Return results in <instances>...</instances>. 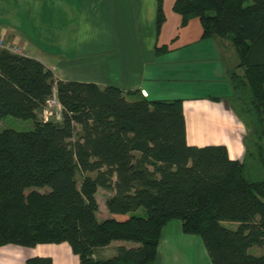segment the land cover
I'll list each match as a JSON object with an SVG mask.
<instances>
[{"label":"trees","instance_id":"trees-1","mask_svg":"<svg viewBox=\"0 0 264 264\" xmlns=\"http://www.w3.org/2000/svg\"><path fill=\"white\" fill-rule=\"evenodd\" d=\"M172 10L181 27L198 19L203 40L231 38L238 109H230L247 129L242 160L222 145L189 146L181 99L58 80L39 61L0 50V120L33 123L27 132L0 130V246L67 243L79 264H153L177 220L202 240L210 264H264V0H176ZM164 21L158 0L157 33ZM54 94L61 120L43 121ZM99 189L110 194L101 221ZM112 242L136 246L93 257Z\"/></svg>","mask_w":264,"mask_h":264},{"label":"crops","instance_id":"crops-1","mask_svg":"<svg viewBox=\"0 0 264 264\" xmlns=\"http://www.w3.org/2000/svg\"><path fill=\"white\" fill-rule=\"evenodd\" d=\"M157 1L0 0V37L42 63L58 80L115 86L149 100L181 99L187 144L222 145L229 159L242 160L247 129L229 105L226 84L232 69L218 68L222 39L203 40L198 19L181 27V17L172 10L176 0H163L165 21L157 33ZM162 46L166 51L157 53ZM201 75L227 79L216 87L220 91L216 94L210 89L183 97L175 83ZM112 244L102 249L113 250ZM165 245L163 235L153 264H165V258L181 254L176 247L166 252ZM36 256L49 257L52 264H79L67 243L0 246V264H24ZM93 257L98 259L95 251Z\"/></svg>","mask_w":264,"mask_h":264},{"label":"rangeland","instance_id":"rangeland-1","mask_svg":"<svg viewBox=\"0 0 264 264\" xmlns=\"http://www.w3.org/2000/svg\"><path fill=\"white\" fill-rule=\"evenodd\" d=\"M223 42L222 46V53L223 57L221 59V63L218 62V68L220 66H227L226 68L231 67V69H234V65L238 63V58L236 55V52L233 48V45L231 43V38L222 39ZM229 72V71H228ZM208 74V73H206ZM228 76V75H227ZM226 76H223V79H214L207 76H200L198 79L192 78H182V81H178L175 84L178 85V89L181 94H183V97H189V96H198L203 94L206 90L215 89L213 93H218L220 91H216V87H222ZM200 81V85H197V82ZM228 83V82H227ZM227 86L229 84H226ZM185 87L186 90L183 88ZM229 87V86H228ZM53 100V97H51L45 104V106L41 109L39 113V118L44 120H53L57 121V111L51 105V101ZM229 105L234 108V110L237 112L238 106L231 98L229 100ZM14 130L18 132H27L33 129V123L32 121H23L19 120L13 117H6L2 120H0V130ZM110 196L109 192L105 190L99 189V191L96 194V201L98 204V219L101 221L109 216L106 207H105V200ZM141 210H139L138 213H140ZM137 213V214H138ZM228 225H232V223H229ZM234 225V224H233ZM163 235L166 236V252H169V248H177L181 249V254H176L175 258L166 260L165 258V264H210L209 259L206 254L205 247L203 245L202 240L198 236H188L184 235L181 231V223L177 220H173L168 223L166 228L163 231ZM112 248L105 249H96L95 250V256L98 259H108L113 256V254H116V249L118 246H126L128 248L135 247L136 245L134 243H128V242H113ZM113 252V253H111ZM115 252V253H114ZM250 253L253 255H259L262 253L259 249H252L250 250ZM170 257H173V255L170 254Z\"/></svg>","mask_w":264,"mask_h":264},{"label":"built area","instance_id":"built-area-1","mask_svg":"<svg viewBox=\"0 0 264 264\" xmlns=\"http://www.w3.org/2000/svg\"><path fill=\"white\" fill-rule=\"evenodd\" d=\"M0 50L7 51L15 55L25 56L24 51L20 47L10 45L2 37H0ZM50 103L57 111V121H60L62 115V107L58 104L55 94L53 95V100Z\"/></svg>","mask_w":264,"mask_h":264}]
</instances>
